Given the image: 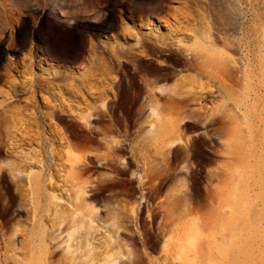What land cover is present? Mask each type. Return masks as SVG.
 <instances>
[{
	"label": "rangeland",
	"instance_id": "374dc122",
	"mask_svg": "<svg viewBox=\"0 0 264 264\" xmlns=\"http://www.w3.org/2000/svg\"><path fill=\"white\" fill-rule=\"evenodd\" d=\"M63 10L77 22L70 25ZM253 11L264 19V0H0V50L7 51L0 64V169L6 172L0 180V264L33 262L40 216L54 264H82L84 251L86 263L94 264L111 254L121 264H226L213 240L189 235L198 219L187 150L224 99L202 98L210 79L194 64L173 63L159 50L196 48L197 62L204 63L210 47L224 50L240 33L245 13ZM78 30L87 43L84 36L80 42L59 34ZM151 46L152 55L144 51ZM151 61L168 74L157 72ZM120 78L129 82L117 89L138 94L133 106L129 98L111 104V82ZM150 97L160 105L156 114ZM173 103L177 107L165 106ZM59 113L113 133L76 149L66 141L67 123ZM179 136L185 151L175 157L171 146ZM117 143L123 157L115 160ZM69 153L93 157L86 160L94 164L91 171L80 176ZM43 169L51 197L41 212L31 173ZM161 170L165 183L149 199L145 177ZM95 180L104 185L90 234L77 231L68 241L81 211L89 213L77 198L80 183ZM214 182L225 188L218 177ZM157 202L166 220L160 237L158 224H150Z\"/></svg>",
	"mask_w": 264,
	"mask_h": 264
},
{
	"label": "bare ground",
	"instance_id": "6f19581e",
	"mask_svg": "<svg viewBox=\"0 0 264 264\" xmlns=\"http://www.w3.org/2000/svg\"><path fill=\"white\" fill-rule=\"evenodd\" d=\"M250 6L254 9L256 4L251 1ZM61 13L69 20L70 25L78 20V17L71 16L68 11L63 10ZM245 14L246 18L242 22L240 33L224 43V50L210 47L212 51L204 63L197 62L196 48L184 51L158 49L160 54L167 52L168 59L173 63L194 64L199 72L210 79L212 86L205 93H200L202 98L224 99L217 115L202 121L203 130H198L192 136L187 150L194 163L192 164L195 177L194 193H196L194 210L198 219L195 232L189 235L201 240H213L222 258L226 259V264H246L248 257H253L251 264H264V19L262 13L255 11ZM46 21L49 20L46 19ZM64 32L66 31H59V34H66L70 39L80 42L85 37V43L88 42L84 31ZM152 49L154 47L151 46L144 51H149L152 55ZM6 53L4 48L0 50V64ZM83 53L85 50L80 54ZM73 54L80 55L78 52ZM121 63L126 70L132 69V65L128 62ZM149 65L154 69L156 67L157 72L159 71L162 75L168 74V68L157 66L153 61ZM121 82L128 85L129 81H126V78L121 81L120 78L113 79L111 82L116 89L114 92L111 91L114 95L111 104L115 103L116 98H129L133 106L134 98L138 94L131 88L127 94L122 93L117 89L121 86ZM149 99L153 114L158 113L160 105L152 97ZM165 106L177 107L175 103ZM98 116L101 117V114ZM57 117L66 121L68 129L66 141L76 149H83L88 143L101 139L98 137H107L113 133L111 129L97 130L94 127L88 129L76 117L63 113H59ZM95 117L97 119V116ZM182 139L179 136L176 140L180 141L179 143L172 142L171 153L175 157L185 151L181 145ZM122 148L123 145L119 143L112 147L114 151L116 150L115 160L123 157L118 154ZM70 155L80 176L91 171L94 164H89L86 160H91L93 157L76 156L72 153ZM214 156L221 159H215ZM126 167L128 168L129 165L123 168L126 169ZM161 171L145 177L144 185L149 199L157 197L165 183V173ZM45 172L43 169L31 173V187L40 204L41 212L47 209L51 197L44 185ZM215 177L225 182V188L219 189L216 186ZM3 178H6V172L0 169V180ZM102 185H104L102 180L92 181L87 186L86 181L80 183L77 198L81 200L85 209L88 208L89 213L81 211L83 216L73 222L70 227L73 231L69 232L68 241L75 239L77 231L81 233V236L90 234L91 223L98 209L95 202L102 190ZM9 188H12L11 184ZM159 208L161 204L157 202L150 224H158L155 235L160 237L165 231L166 220L163 213L158 215ZM159 217L161 219L163 217L162 223ZM36 226L38 227V251L33 255L31 264H54L49 257L42 216ZM80 248L83 249L79 246L78 249ZM82 258L84 260L82 264H94L86 263V258L89 256L85 251L82 252ZM104 264L121 263L111 254L106 257Z\"/></svg>",
	"mask_w": 264,
	"mask_h": 264
}]
</instances>
